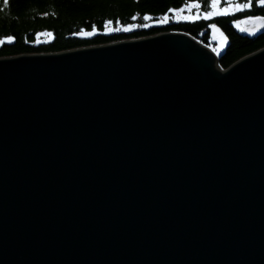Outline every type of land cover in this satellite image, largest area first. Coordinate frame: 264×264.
Masks as SVG:
<instances>
[{"label":"water","instance_id":"1","mask_svg":"<svg viewBox=\"0 0 264 264\" xmlns=\"http://www.w3.org/2000/svg\"><path fill=\"white\" fill-rule=\"evenodd\" d=\"M218 56L164 31L0 57V264H264V46Z\"/></svg>","mask_w":264,"mask_h":264},{"label":"trees","instance_id":"2","mask_svg":"<svg viewBox=\"0 0 264 264\" xmlns=\"http://www.w3.org/2000/svg\"><path fill=\"white\" fill-rule=\"evenodd\" d=\"M195 1L200 10L209 8L211 0H10L9 8L0 12V40L14 37L12 43L0 44V57L56 52L77 47L109 43L117 40L135 39L162 31H183L208 47L215 49L217 40L213 32L224 39L217 58L221 68L229 66L240 57L264 46V31L242 30L238 21L264 17V7L253 0V6L234 10L225 16L205 20L169 18L164 23L146 22L143 16L152 19L163 16L170 10ZM245 4L248 0H233ZM225 4L226 0H220ZM54 13V14H53ZM136 19H133V17ZM134 26L132 31H109L106 23ZM147 24L149 27H141ZM216 25V29L211 27ZM95 34L86 36L83 33ZM51 32L52 36L41 35Z\"/></svg>","mask_w":264,"mask_h":264},{"label":"snow or ice","instance_id":"3","mask_svg":"<svg viewBox=\"0 0 264 264\" xmlns=\"http://www.w3.org/2000/svg\"><path fill=\"white\" fill-rule=\"evenodd\" d=\"M219 3H220V0H211V5L210 6L212 8V11H205L204 14H203V19L209 20V19H212L214 16H225V15H228L229 14L228 10L219 8ZM257 3L259 4V6L264 7V0H257ZM9 5H10V0H0V12H3L4 10L8 9ZM252 6H253V0H248V2L243 4V5H241V4H236L235 5L237 10H241V9H244V8H249V7H252ZM199 7H200V5L198 3H191V4L188 5L189 9L199 8ZM133 19H136V17L134 16ZM143 19L145 21H147V20H151L152 17L148 16V15H145V16H143ZM163 19H164V21H167L168 17L165 16ZM250 19H252V18H250ZM255 19L260 20V19H264V18L257 17ZM111 23H112L111 21H108L109 25ZM140 26L141 27H149V25H147V24L140 25ZM133 27L134 26H127V27L115 28V29H111L110 28L109 31L130 32V31H132ZM211 27L213 29H216V25L215 24H212ZM95 31H96L95 28H93V31L85 32L83 34L86 35V36H92V35L95 34ZM41 35L52 36V33L51 32H46V33H42ZM13 40H14V37L9 36V37L6 38V40H0V44H4L5 42L12 43Z\"/></svg>","mask_w":264,"mask_h":264},{"label":"rangeland","instance_id":"4","mask_svg":"<svg viewBox=\"0 0 264 264\" xmlns=\"http://www.w3.org/2000/svg\"><path fill=\"white\" fill-rule=\"evenodd\" d=\"M227 2L225 4H221V2L219 3V8L221 9H227L228 10V13L230 12H233L234 10H236V3L233 1V0H226ZM191 3H196L195 1H191V2H188L186 4H184L182 7L178 8V9H173V10H170L169 13L163 15V16H160L158 18H156V20L154 19H151V21L147 20L146 22H150V23H154V24H159V23H164L166 21H164V17H168L169 18H173V19H195V18H199V17H203V14L205 11H212V8H211V1H210V4H209V8L205 11H201L200 10V7L199 8H192V9H189L188 8V5L191 4ZM167 19V20H168ZM242 21H238L236 24H241ZM115 28H122V26L116 24V26H114ZM123 27H126V26H123ZM105 28L107 30H109L110 28L112 29L113 28V25L112 24H108L106 23V26ZM164 32V31H162ZM160 33V32H159ZM213 37H215V39L217 40V45L215 46V49H213L214 51H216V53H220L221 51V47H222V44L224 43V39L221 35H219L218 33H214L213 32ZM205 45V44H204Z\"/></svg>","mask_w":264,"mask_h":264}]
</instances>
